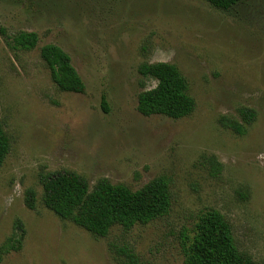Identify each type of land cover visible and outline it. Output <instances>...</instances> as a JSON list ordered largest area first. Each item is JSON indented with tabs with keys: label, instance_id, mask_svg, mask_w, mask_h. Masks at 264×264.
<instances>
[{
	"label": "rangeland",
	"instance_id": "374dc122",
	"mask_svg": "<svg viewBox=\"0 0 264 264\" xmlns=\"http://www.w3.org/2000/svg\"><path fill=\"white\" fill-rule=\"evenodd\" d=\"M0 28L35 33L29 52L0 36V125L10 150L0 166V248L24 230L0 264H183L181 233L206 210L228 222L237 250L264 264V0L228 10L204 0H0ZM55 44L70 57L83 94L59 91L39 57ZM175 65L195 108L181 119L144 116L138 94L154 88L137 68ZM102 96L106 110L102 107ZM256 118L242 136L240 109ZM217 166V167H216ZM69 171L92 188L105 178L135 191L163 176L168 213L96 237L42 203L40 175ZM35 208L24 204L26 190Z\"/></svg>",
	"mask_w": 264,
	"mask_h": 264
},
{
	"label": "trees",
	"instance_id": "16d2710c",
	"mask_svg": "<svg viewBox=\"0 0 264 264\" xmlns=\"http://www.w3.org/2000/svg\"><path fill=\"white\" fill-rule=\"evenodd\" d=\"M204 1L216 9L228 10L240 0ZM0 36L13 51H32L38 42L37 35L32 32L19 31L9 35L4 28H0ZM39 57L59 91L84 93L85 85L63 49L55 44H44L39 48ZM137 71L141 77L155 81L154 88L145 89L137 96L140 114L181 119L194 111L195 102L188 93V84L175 65L144 62ZM101 104L106 110L103 96ZM238 113L241 124L226 118L221 122L236 135L242 136L246 132L245 126L255 121L256 114L246 108L240 109ZM9 150V138L0 125V166ZM40 184L43 189L41 203L46 209L96 237H107L114 226L128 230L136 224H148L166 215L171 204L169 183L163 176L148 181L135 191L121 184L113 185L105 178L99 179L89 189L83 177L64 170L41 174ZM24 196L26 208L33 210L35 192L26 190ZM16 229L19 232L9 237L0 248V262L9 249H21L24 230L19 221ZM181 236L183 264H254L250 256L237 250L230 225L215 210L200 214L192 232L189 234L184 231ZM115 254L121 257L119 264H139L131 248L121 247Z\"/></svg>",
	"mask_w": 264,
	"mask_h": 264
}]
</instances>
